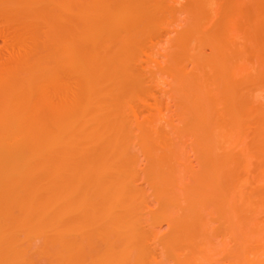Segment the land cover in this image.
<instances>
[{"label": "bare ground", "instance_id": "1", "mask_svg": "<svg viewBox=\"0 0 264 264\" xmlns=\"http://www.w3.org/2000/svg\"><path fill=\"white\" fill-rule=\"evenodd\" d=\"M0 37V264H264V0H0ZM165 47L178 124L140 119Z\"/></svg>", "mask_w": 264, "mask_h": 264}, {"label": "rangeland", "instance_id": "2", "mask_svg": "<svg viewBox=\"0 0 264 264\" xmlns=\"http://www.w3.org/2000/svg\"><path fill=\"white\" fill-rule=\"evenodd\" d=\"M180 30V27L177 26V30H175V28H173L170 33L166 34V39L167 38H173L177 35V32ZM4 47V40L2 37H0V48L3 49ZM166 49L167 47H165L164 52L160 55L159 57V61L158 62H151L148 61L147 59L143 62L142 66H143V71H145L147 73V75L151 76V74H160L164 76V79L162 80L161 84L156 85L155 86V95L153 97H151V99L147 102V104H143L144 107H141V110L143 112L140 113V119L142 120L145 117V114L147 113V110L149 109L150 105L152 103L155 102L156 99L161 100L164 105H165V112H167V116L171 117L175 120L176 124L179 123L178 117L176 115V110H177V104L175 102V100L172 97L171 94V77L167 76L165 73L161 72L162 69H164L166 67ZM205 53L206 54H210L211 50L210 48L206 47L205 48ZM191 68V66H189V69ZM258 105H264V96L262 97V99L260 100V103H258ZM183 147H184V152H185V156L187 158V161L190 163V165L195 168L198 169L199 168V161L198 158L193 150V146H192V142L191 140H185V142L183 143ZM142 162H141V168L140 171L143 172L144 168H145V160L143 158V156L141 157ZM138 184L144 186L147 189V192L149 194V209H151V211H154L158 208V202L156 201V199L154 198V196L152 195V190L148 187L147 183L145 180H143L142 178H140V180H138ZM261 189H264V184H262L260 186Z\"/></svg>", "mask_w": 264, "mask_h": 264}]
</instances>
